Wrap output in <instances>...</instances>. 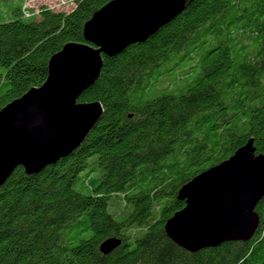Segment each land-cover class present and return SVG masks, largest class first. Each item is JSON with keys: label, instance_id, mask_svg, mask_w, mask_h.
Returning <instances> with one entry per match:
<instances>
[{"label": "trees", "instance_id": "obj_1", "mask_svg": "<svg viewBox=\"0 0 264 264\" xmlns=\"http://www.w3.org/2000/svg\"><path fill=\"white\" fill-rule=\"evenodd\" d=\"M29 1L0 0V109L39 87L66 43H85L84 23L110 0ZM102 58L77 99L103 108L83 142L0 185V264H264V197L247 241L191 253L164 231L186 182L251 137L264 150V0H189Z\"/></svg>", "mask_w": 264, "mask_h": 264}, {"label": "water", "instance_id": "obj_2", "mask_svg": "<svg viewBox=\"0 0 264 264\" xmlns=\"http://www.w3.org/2000/svg\"><path fill=\"white\" fill-rule=\"evenodd\" d=\"M189 0H110L84 23L85 43H66L52 55L39 87L0 109V185L18 167L37 173L74 151L102 114L100 102H78L99 77L103 55L144 42L177 16ZM264 197V150L253 138L227 159L199 173L178 192L185 205L164 224L166 235L194 253L229 241H247L259 226ZM120 244H100L107 254Z\"/></svg>", "mask_w": 264, "mask_h": 264}, {"label": "rangeland", "instance_id": "obj_3", "mask_svg": "<svg viewBox=\"0 0 264 264\" xmlns=\"http://www.w3.org/2000/svg\"><path fill=\"white\" fill-rule=\"evenodd\" d=\"M52 1H54V0H43V2H52ZM40 2H42V1H40V0H30L29 4H30V6L31 5L38 6L40 4ZM2 3L9 4L10 1L2 2ZM175 75H177L176 72L171 74V76H175ZM153 94H157V92H154Z\"/></svg>", "mask_w": 264, "mask_h": 264}]
</instances>
